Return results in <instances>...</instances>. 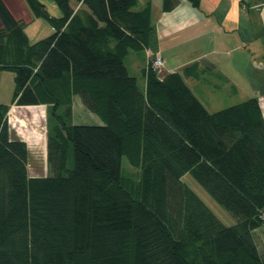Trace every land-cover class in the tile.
<instances>
[{
	"label": "trees",
	"instance_id": "1",
	"mask_svg": "<svg viewBox=\"0 0 264 264\" xmlns=\"http://www.w3.org/2000/svg\"><path fill=\"white\" fill-rule=\"evenodd\" d=\"M53 1L61 17L24 0L54 29L31 43L27 23L0 0V70L16 83L12 103H0V264H264L254 235L264 225L259 99L209 111L187 81H228L209 60L162 77L152 0ZM143 50L152 55L141 87L125 59ZM77 95L102 124L74 123ZM14 104L51 108L45 175L30 173L28 144L11 135ZM186 174L236 223L226 225Z\"/></svg>",
	"mask_w": 264,
	"mask_h": 264
},
{
	"label": "rangeland",
	"instance_id": "2",
	"mask_svg": "<svg viewBox=\"0 0 264 264\" xmlns=\"http://www.w3.org/2000/svg\"><path fill=\"white\" fill-rule=\"evenodd\" d=\"M6 1L16 15L21 16L17 18L8 7L17 19L30 20V17L26 15L27 5L23 0ZM6 1L4 2L8 6ZM245 1H247V5L251 4L253 6L256 0ZM252 9L251 17L248 15V11L243 14V31L247 37L245 47L231 51L233 54L228 55L230 57L227 60L228 62H226L224 56H219L220 67H223L228 81L215 73H207L200 80L187 79L193 91L211 112L241 103L251 97L258 98L264 110V22L261 21L259 12L254 8ZM25 30L31 43L54 32L53 27L43 18L31 19ZM144 61V51H133L125 59L130 73L137 77L141 87L144 85V76L141 69ZM173 63L168 61L160 69L162 77L168 74L167 71H170L169 69L173 66ZM15 87V73L11 70L1 69L0 103L8 105L12 103ZM73 121L77 124L103 123L98 115L85 108L78 95L74 97ZM53 122L51 108L47 105L25 107L14 104L8 112V123L12 137L20 138L28 144L31 155L29 170L32 175L49 173L47 165L48 132ZM123 165L127 172H136L126 159L123 160ZM183 179L226 225L236 223V218L220 205L190 174H186Z\"/></svg>",
	"mask_w": 264,
	"mask_h": 264
},
{
	"label": "crops",
	"instance_id": "3",
	"mask_svg": "<svg viewBox=\"0 0 264 264\" xmlns=\"http://www.w3.org/2000/svg\"><path fill=\"white\" fill-rule=\"evenodd\" d=\"M152 1V18L159 40L158 53L164 58L165 64L168 61L174 62L167 73L181 70L190 63L204 59L214 63L216 71L226 74L223 67H220L219 56H224L228 62L227 60L230 59L228 55L233 54L231 51L245 47L247 37L243 31V14L248 11V15L251 17L252 8H254L259 12L261 21L264 22V0H256L253 6L247 5L245 0H203L199 7H194L187 0H179L178 6L169 12H164L162 9L164 0ZM145 2L146 0H140L139 7H143ZM44 3L53 16H62L55 1L44 0ZM71 5L76 9L83 7L82 3L74 1ZM8 7L11 9L9 4ZM11 11L17 18L21 17L17 16L13 9ZM26 11L30 20L23 19V21L28 23L33 18L28 7ZM143 51L145 61L141 65L142 72L147 67L152 55L151 50ZM175 62H177L176 66ZM143 86H145V79ZM254 235L260 251H264V225L256 229Z\"/></svg>",
	"mask_w": 264,
	"mask_h": 264
},
{
	"label": "built area",
	"instance_id": "4",
	"mask_svg": "<svg viewBox=\"0 0 264 264\" xmlns=\"http://www.w3.org/2000/svg\"><path fill=\"white\" fill-rule=\"evenodd\" d=\"M164 64H165V60L160 54H158L154 59L153 67L160 70L164 66Z\"/></svg>",
	"mask_w": 264,
	"mask_h": 264
}]
</instances>
